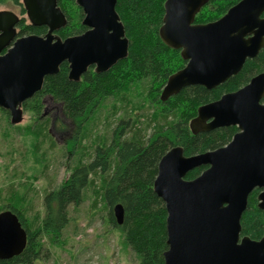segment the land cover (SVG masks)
I'll return each mask as SVG.
<instances>
[{
    "label": "water",
    "instance_id": "water-1",
    "mask_svg": "<svg viewBox=\"0 0 264 264\" xmlns=\"http://www.w3.org/2000/svg\"><path fill=\"white\" fill-rule=\"evenodd\" d=\"M209 1H165L159 35L187 63L169 76L163 101L186 86H219L264 48V0H240L219 19L197 23L196 15ZM22 2L30 23L48 30L45 35L18 36L20 16L0 9V108L9 112L12 124L23 121V103L63 62L69 64V79L79 81L89 67L107 71L129 54L117 0H76L87 30L64 39L57 31L68 18L58 0ZM263 98L264 71L238 90L201 105L190 121L194 134L237 126L228 144L191 156L177 145L162 156L153 188L168 212L164 264H264V235L258 240L242 235L241 224L255 188L261 189L258 206L264 210ZM202 165L207 168L200 175L186 178ZM113 212L122 224L123 205L116 204ZM27 242L18 215L0 211V258L20 255Z\"/></svg>",
    "mask_w": 264,
    "mask_h": 264
},
{
    "label": "trees",
    "instance_id": "trees-1",
    "mask_svg": "<svg viewBox=\"0 0 264 264\" xmlns=\"http://www.w3.org/2000/svg\"><path fill=\"white\" fill-rule=\"evenodd\" d=\"M8 1L0 0V5ZM12 1L21 5L20 0ZM75 1L58 0L68 18L67 25L57 31L63 39L87 30L82 23L84 12ZM165 1L117 0L116 9L129 39L128 57L99 73L91 66L79 81L69 79V64L65 61L57 73L45 77L42 89L23 103L24 108L33 111L36 117L41 113L44 95L49 94L61 103L63 115L76 125L75 137L69 142V148L74 151L81 147L83 132L92 125L103 102L134 83L147 80L150 83L146 98L154 107L151 121L156 124L154 132L146 139L135 123L132 125L129 119H121L113 129L111 139L98 143L88 163L75 165L66 180L45 193L42 217L30 220L26 206L22 203V190V193L13 190L12 196L16 197L0 206V211L10 209L18 215L27 230L28 242L20 255L10 259L0 258V264H33L40 258V239L43 234H47L53 242H59L70 221L69 205H79L83 201L86 189L95 181L94 176L101 180L102 198L109 207L110 221L121 231L125 246L137 255L138 264H164V252L168 248V212L164 201L153 188L162 156L177 145L183 147L186 156H191L228 144L238 131L237 126H224L194 134L190 129V121L197 116L201 105L238 90L254 75L264 71L262 48L256 57L246 60L238 74L219 86L208 89L203 85H190L167 100H161V92L169 76L187 63L180 50L167 46L159 35ZM239 1L210 0L196 15L195 21H215ZM22 13H26L24 7ZM47 30V26H35L27 22L25 17H21L17 24L18 36L45 35ZM40 129L37 138L45 136ZM206 168L205 165L197 167L189 171L186 178L194 179ZM260 191V188H255L251 192L241 219L242 235L256 240L264 235V210L258 206ZM118 203L124 209L122 224H117L113 212V207Z\"/></svg>",
    "mask_w": 264,
    "mask_h": 264
},
{
    "label": "rangeland",
    "instance_id": "rangeland-1",
    "mask_svg": "<svg viewBox=\"0 0 264 264\" xmlns=\"http://www.w3.org/2000/svg\"><path fill=\"white\" fill-rule=\"evenodd\" d=\"M20 2L9 0L0 9L11 10L29 22ZM149 83H134L103 102L96 119L83 132L81 147L74 151L69 142L75 137L76 125L63 115L61 103L51 95L42 97L39 117L23 106L24 119L18 124H12L10 114L0 109V206L14 200L13 190H22L29 219L42 217L45 193L66 180L75 165L88 163L98 143L111 139L121 119L135 123L148 139L156 124L151 121L154 107L146 98ZM40 127L45 136L37 138ZM94 179L83 201L69 205L70 221L59 242H53L47 234L41 236L40 258L33 264H138L137 255L125 246L121 231L110 221L100 178Z\"/></svg>",
    "mask_w": 264,
    "mask_h": 264
},
{
    "label": "flooded vegetation",
    "instance_id": "flooded-vegetation-1",
    "mask_svg": "<svg viewBox=\"0 0 264 264\" xmlns=\"http://www.w3.org/2000/svg\"><path fill=\"white\" fill-rule=\"evenodd\" d=\"M238 130H239V129H238ZM237 132H238V131H237ZM237 132H236V133H237Z\"/></svg>",
    "mask_w": 264,
    "mask_h": 264
}]
</instances>
